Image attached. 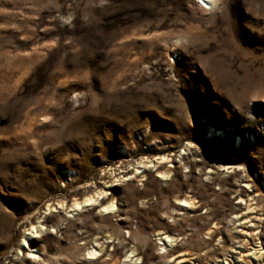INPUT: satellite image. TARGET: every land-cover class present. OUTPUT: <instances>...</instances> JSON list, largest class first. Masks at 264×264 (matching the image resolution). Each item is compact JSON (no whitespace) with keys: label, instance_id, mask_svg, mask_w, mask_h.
Instances as JSON below:
<instances>
[{"label":"rangeland","instance_id":"1","mask_svg":"<svg viewBox=\"0 0 264 264\" xmlns=\"http://www.w3.org/2000/svg\"><path fill=\"white\" fill-rule=\"evenodd\" d=\"M210 4L0 0V264H264V0Z\"/></svg>","mask_w":264,"mask_h":264},{"label":"bare ground","instance_id":"2","mask_svg":"<svg viewBox=\"0 0 264 264\" xmlns=\"http://www.w3.org/2000/svg\"><path fill=\"white\" fill-rule=\"evenodd\" d=\"M203 1L205 2V6L207 8H209L211 6L210 0H203ZM95 201H96V199H94V197L85 198L82 202L74 201L73 204L71 205V210L73 211V210L80 209L81 206L83 208L85 206L91 205ZM182 202H183V205H182L183 207H192L194 205L193 201L188 200V199H184V200H182ZM104 209H105V212H108V213L113 212L115 209L114 203L113 202L109 203ZM49 211H50V207L47 206V208L44 210V212L49 213ZM38 224H40V222ZM39 229L41 230L40 226H39ZM36 233H37L36 227H32L31 230L29 231V233H27L25 235L27 237H32ZM160 240L163 242L164 245H167V246L171 245L173 242V239L170 238L169 236H165ZM23 246H28L25 239L23 240ZM96 247H98V246L96 245ZM87 255H88L89 259H96L100 256V250H98V249L91 250L88 252Z\"/></svg>","mask_w":264,"mask_h":264}]
</instances>
